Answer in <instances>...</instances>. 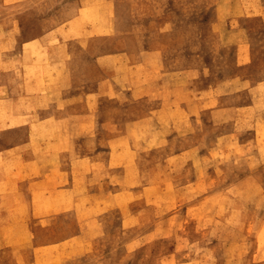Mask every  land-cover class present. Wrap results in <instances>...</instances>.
Masks as SVG:
<instances>
[{
    "label": "rangeland",
    "instance_id": "obj_1",
    "mask_svg": "<svg viewBox=\"0 0 264 264\" xmlns=\"http://www.w3.org/2000/svg\"><path fill=\"white\" fill-rule=\"evenodd\" d=\"M263 6L0 0V97L29 112L34 87L107 90L80 102L54 97L38 113L31 103L37 118L96 113L99 122L85 126L87 143L78 135L85 155L69 164L81 204L17 222L0 264H264ZM46 35L71 40L77 61L20 57L22 40ZM99 51L113 57L99 63ZM27 133L1 131L0 148ZM34 227L32 245L46 250L31 253Z\"/></svg>",
    "mask_w": 264,
    "mask_h": 264
},
{
    "label": "crops",
    "instance_id": "obj_2",
    "mask_svg": "<svg viewBox=\"0 0 264 264\" xmlns=\"http://www.w3.org/2000/svg\"><path fill=\"white\" fill-rule=\"evenodd\" d=\"M262 12L264 13V6ZM109 23L111 22L109 21ZM108 28L102 23V27H98L97 32L100 35L104 34ZM73 45L71 40L54 39L47 35L42 38L22 40L19 43L20 57L23 58L26 51L29 53L31 61L34 62L36 56H41L44 62L77 61V54L72 52ZM112 57V52H100L97 59L100 63L102 58L110 60ZM50 70L49 66L45 68V73L42 76L47 77ZM63 72L68 77H74L73 69L69 70L68 74L65 70ZM107 76L110 77L105 72L104 77ZM31 77L35 78L31 79L30 83L35 84L37 75L34 74ZM63 83L67 86L68 82L63 81ZM103 86L100 85L94 91L83 89L78 91L77 88L76 92H70V89L66 88L63 93L54 91V87L51 89L46 86L34 87L35 91L31 94L27 105L29 112L22 108L23 104H20L16 97L8 99L0 97V117L4 111L8 113V119L0 118V133L1 131L14 130V135L17 137L16 131L21 130L22 126L28 125L26 139H12L9 145L0 148V248L2 237L8 235L15 228L16 223L24 221L25 217H29V219L49 217L50 214L69 210L70 204H81L79 198L74 193H70L69 188L73 191L70 183L78 180L79 175L77 171L69 168V164L81 161L85 155L82 145L78 141V135L84 137L82 140L84 144L87 143L90 137H87L85 133V126L94 128L99 122L95 118L96 113L93 118H89V115L88 118L81 119L73 116L67 118L49 117L47 114L37 118L32 112L31 103L34 104L35 113H38V108L46 111L50 107L46 105L47 102L54 101V97L58 101L66 103L74 100L80 102L91 93H106L107 90ZM72 96L74 97L72 98ZM77 108L78 106H76ZM93 110L95 112V108ZM74 113L78 112L74 111ZM38 137L44 141L42 148L38 147L40 139ZM50 175L55 183L50 179ZM54 194H57L56 199ZM30 232L28 246L30 252L35 253L38 249L46 250L42 246L38 248V246L32 245L36 227L32 230L30 228ZM8 247H12L14 250L16 242L9 243ZM31 258L35 262L36 258L32 255Z\"/></svg>",
    "mask_w": 264,
    "mask_h": 264
}]
</instances>
